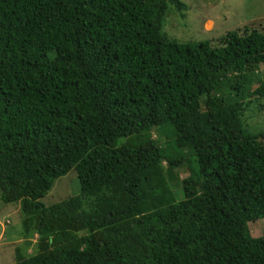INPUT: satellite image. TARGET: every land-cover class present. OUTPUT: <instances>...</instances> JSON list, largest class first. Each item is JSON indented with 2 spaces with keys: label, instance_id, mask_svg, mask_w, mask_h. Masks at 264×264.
I'll return each mask as SVG.
<instances>
[{
  "label": "trees",
  "instance_id": "obj_1",
  "mask_svg": "<svg viewBox=\"0 0 264 264\" xmlns=\"http://www.w3.org/2000/svg\"><path fill=\"white\" fill-rule=\"evenodd\" d=\"M172 5L183 16L180 0H0L14 264H264L248 227L264 217V124L245 111L264 99V32L179 42ZM72 168L79 193L44 205Z\"/></svg>",
  "mask_w": 264,
  "mask_h": 264
},
{
  "label": "rangeland",
  "instance_id": "obj_2",
  "mask_svg": "<svg viewBox=\"0 0 264 264\" xmlns=\"http://www.w3.org/2000/svg\"><path fill=\"white\" fill-rule=\"evenodd\" d=\"M186 5L183 16L173 12L169 6L163 21V30L179 42L208 40L215 42L218 37L230 30L257 28L264 32V0H180ZM264 71V65H260ZM248 102L246 115L250 128L264 124V99L245 98ZM249 112V113H248ZM256 124V125H255ZM186 171L179 177L187 176ZM178 200L182 197L181 181L170 184ZM79 193V182L76 170L70 169L65 175L57 178L52 188L40 199L44 205ZM21 213L19 202L4 203L0 200V264H14L13 246L22 244L19 235ZM253 237L264 235V217L248 222ZM32 251L29 248L27 252Z\"/></svg>",
  "mask_w": 264,
  "mask_h": 264
}]
</instances>
